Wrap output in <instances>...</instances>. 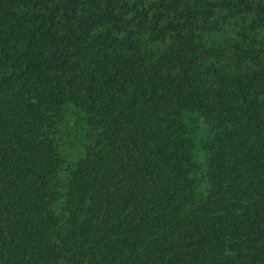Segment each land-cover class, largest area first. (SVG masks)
Listing matches in <instances>:
<instances>
[{"label":"trees","instance_id":"16d2710c","mask_svg":"<svg viewBox=\"0 0 264 264\" xmlns=\"http://www.w3.org/2000/svg\"><path fill=\"white\" fill-rule=\"evenodd\" d=\"M0 264H264V0H0Z\"/></svg>","mask_w":264,"mask_h":264}]
</instances>
